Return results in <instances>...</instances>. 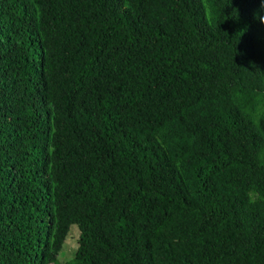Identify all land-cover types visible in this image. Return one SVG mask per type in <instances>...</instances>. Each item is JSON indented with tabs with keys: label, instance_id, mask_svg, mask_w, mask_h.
Segmentation results:
<instances>
[{
	"label": "trees",
	"instance_id": "16d2710c",
	"mask_svg": "<svg viewBox=\"0 0 264 264\" xmlns=\"http://www.w3.org/2000/svg\"><path fill=\"white\" fill-rule=\"evenodd\" d=\"M264 264V0H0V264Z\"/></svg>",
	"mask_w": 264,
	"mask_h": 264
},
{
	"label": "rangeland",
	"instance_id": "374dc122",
	"mask_svg": "<svg viewBox=\"0 0 264 264\" xmlns=\"http://www.w3.org/2000/svg\"><path fill=\"white\" fill-rule=\"evenodd\" d=\"M75 225H72L70 227V231L68 236L66 237V240L64 242L63 248L58 255V261L63 264L65 261L70 259L76 249L77 246V238H78V232Z\"/></svg>",
	"mask_w": 264,
	"mask_h": 264
}]
</instances>
